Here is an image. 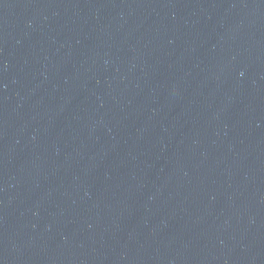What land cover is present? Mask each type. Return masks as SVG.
I'll return each instance as SVG.
<instances>
[{
    "label": "water",
    "instance_id": "95a60500",
    "mask_svg": "<svg viewBox=\"0 0 264 264\" xmlns=\"http://www.w3.org/2000/svg\"><path fill=\"white\" fill-rule=\"evenodd\" d=\"M0 264H264V0H0Z\"/></svg>",
    "mask_w": 264,
    "mask_h": 264
}]
</instances>
